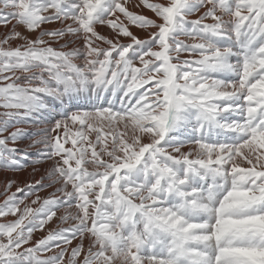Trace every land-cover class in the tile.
<instances>
[{
	"label": "snow or ice",
	"instance_id": "1",
	"mask_svg": "<svg viewBox=\"0 0 264 264\" xmlns=\"http://www.w3.org/2000/svg\"><path fill=\"white\" fill-rule=\"evenodd\" d=\"M0 28V264H264V0H0Z\"/></svg>",
	"mask_w": 264,
	"mask_h": 264
},
{
	"label": "bare ground",
	"instance_id": "2",
	"mask_svg": "<svg viewBox=\"0 0 264 264\" xmlns=\"http://www.w3.org/2000/svg\"><path fill=\"white\" fill-rule=\"evenodd\" d=\"M145 14H146V15H151V13H149V12H147V11L145 12ZM0 29H1V30H4L3 28H0ZM1 33H2V32H1ZM29 171H31V170L29 169ZM24 178H25V179L28 178V177H27V173L24 174ZM36 178H39V175H37ZM1 189H2V188H0V190H1ZM35 237H36V238H35ZM34 239H38L37 236H36V234H35V236H34Z\"/></svg>",
	"mask_w": 264,
	"mask_h": 264
},
{
	"label": "rangeland",
	"instance_id": "3",
	"mask_svg": "<svg viewBox=\"0 0 264 264\" xmlns=\"http://www.w3.org/2000/svg\"><path fill=\"white\" fill-rule=\"evenodd\" d=\"M4 30H1L0 29V33L1 32H3ZM15 189H13V191H14ZM0 191H2V189L0 190ZM22 195V194H21ZM0 203H2V200H0ZM44 234L43 233H40V232H37L36 233V236H37V238L39 239V238H41L42 236H43ZM34 236H35V234H34ZM36 238V237H35Z\"/></svg>",
	"mask_w": 264,
	"mask_h": 264
}]
</instances>
